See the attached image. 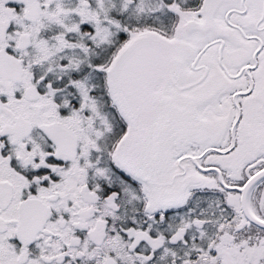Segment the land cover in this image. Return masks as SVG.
Returning <instances> with one entry per match:
<instances>
[{"label": "snow or ice", "instance_id": "1", "mask_svg": "<svg viewBox=\"0 0 264 264\" xmlns=\"http://www.w3.org/2000/svg\"><path fill=\"white\" fill-rule=\"evenodd\" d=\"M0 264H264V0H0Z\"/></svg>", "mask_w": 264, "mask_h": 264}]
</instances>
